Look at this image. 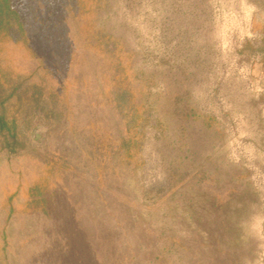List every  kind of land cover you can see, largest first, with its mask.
<instances>
[{"label":"rangeland","instance_id":"obj_1","mask_svg":"<svg viewBox=\"0 0 264 264\" xmlns=\"http://www.w3.org/2000/svg\"><path fill=\"white\" fill-rule=\"evenodd\" d=\"M261 14L0 0V96L30 108L0 134V264H264V195L202 188L223 168L201 129Z\"/></svg>","mask_w":264,"mask_h":264},{"label":"crops","instance_id":"obj_2","mask_svg":"<svg viewBox=\"0 0 264 264\" xmlns=\"http://www.w3.org/2000/svg\"><path fill=\"white\" fill-rule=\"evenodd\" d=\"M238 59L242 72L230 88L223 90L222 107L204 116L201 129L208 133V147L216 151V160H207V164L216 162L223 169L211 178L208 175L202 188L208 191V182L216 181V189L236 195L245 181L252 195L259 191L264 195V186L257 183L259 180L264 185V14L255 17L249 35L240 45ZM10 100V94L0 96V134L7 132L16 137L21 131L22 112L17 111L20 106L12 107ZM4 107L8 112L2 111ZM210 154L212 151L207 153V159ZM1 180L0 189H4L6 184Z\"/></svg>","mask_w":264,"mask_h":264}]
</instances>
